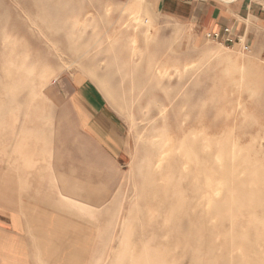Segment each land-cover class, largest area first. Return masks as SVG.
<instances>
[{
    "label": "rangeland",
    "instance_id": "374dc122",
    "mask_svg": "<svg viewBox=\"0 0 264 264\" xmlns=\"http://www.w3.org/2000/svg\"><path fill=\"white\" fill-rule=\"evenodd\" d=\"M10 216L31 264H264V61L151 0H0V264Z\"/></svg>",
    "mask_w": 264,
    "mask_h": 264
},
{
    "label": "crops",
    "instance_id": "0c3cea01",
    "mask_svg": "<svg viewBox=\"0 0 264 264\" xmlns=\"http://www.w3.org/2000/svg\"><path fill=\"white\" fill-rule=\"evenodd\" d=\"M156 12L166 18L217 34V41L234 48L248 46L264 61V0H151ZM225 29H229L225 32ZM88 131L119 144L120 129L109 118L104 103L89 86L75 91ZM81 117V118H82ZM108 139V138H107ZM6 233L8 245L1 264H31L30 244L23 222L10 216Z\"/></svg>",
    "mask_w": 264,
    "mask_h": 264
},
{
    "label": "built area",
    "instance_id": "2783aa9c",
    "mask_svg": "<svg viewBox=\"0 0 264 264\" xmlns=\"http://www.w3.org/2000/svg\"><path fill=\"white\" fill-rule=\"evenodd\" d=\"M228 31H229V29H225V32H228ZM207 37H211V38L216 39L218 37V35L216 33L215 34L207 33ZM243 49L248 50L249 48H248V46H244Z\"/></svg>",
    "mask_w": 264,
    "mask_h": 264
}]
</instances>
